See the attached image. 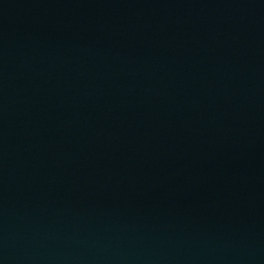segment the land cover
Instances as JSON below:
<instances>
[{
  "label": "water",
  "instance_id": "95a60500",
  "mask_svg": "<svg viewBox=\"0 0 264 264\" xmlns=\"http://www.w3.org/2000/svg\"><path fill=\"white\" fill-rule=\"evenodd\" d=\"M0 264H264V0H0Z\"/></svg>",
  "mask_w": 264,
  "mask_h": 264
}]
</instances>
